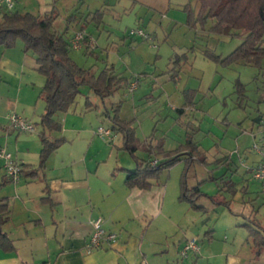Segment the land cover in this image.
I'll list each match as a JSON object with an SVG mask.
<instances>
[{
    "label": "rangeland",
    "instance_id": "obj_1",
    "mask_svg": "<svg viewBox=\"0 0 264 264\" xmlns=\"http://www.w3.org/2000/svg\"><path fill=\"white\" fill-rule=\"evenodd\" d=\"M150 1L154 3L155 0ZM191 1L193 5H189L198 11V7L195 8L196 0ZM103 2L16 0V10L20 13L44 17L54 11L59 17L53 31L59 35L64 33L70 41L77 33H85L82 48L72 50L70 55L80 67L91 69L94 76L98 77L105 69L113 67L116 74H123L130 79V83L139 75L146 77L140 82L138 92H135L138 88L133 92L129 91V87L124 88L114 92L105 101L91 93L79 96L76 115L69 118L68 127L73 131L76 130L72 128L73 123L82 125L80 137L86 139V146L91 142L92 152L97 155L104 157L112 152V161L118 162L114 166L118 168L117 174L122 173L119 170L121 168L134 170L136 160L123 149L122 138L118 134L115 142L96 134L99 126H113L107 111L113 115V105L122 102L120 118L130 120L136 117L133 127L138 140L162 147L163 151L157 150L151 158V164H163L180 157V161L164 169L159 179L153 181V187L146 190L149 196L154 197L151 201L152 211L160 209L162 215L157 216L155 221L150 217L141 230H138L140 225H136L142 237L150 224L152 227L147 230L146 238L158 240L160 235L161 251L148 256L155 258V264H176L181 255L179 246L193 240L197 241L201 250L196 256L185 260L188 264H264V250L261 255H257L248 228L257 229V225H261L264 229V195L260 193V184L253 180L250 181V192L247 190L249 193L238 189L234 184H242V178L232 173L237 167L242 170L244 152L254 146L252 132L254 130L256 133L257 124L252 117L264 110L261 103L264 60L263 66L255 68L242 63L223 66L209 58L206 52L227 57L242 40L238 36L212 32L211 28L215 25L213 20L195 26H189L187 21L182 23V14L185 15L183 20H188L185 10L188 5L176 14L178 20L174 23L170 20L172 16L166 14L164 18L165 12L160 13L161 8H158L160 10L155 11L157 19L144 29L151 35V41H143L130 33L139 29L136 28L135 18L138 14L145 15L147 7H137L136 16L131 17L132 4L129 0H123L120 7L106 11L104 19L95 22L94 15L100 11ZM160 3L154 5L162 7V1ZM24 48L22 39L17 40L13 49L0 47V59L4 57L21 63L24 58H29L28 55L33 56L31 52L25 53ZM35 68L29 64L25 66V73L17 75L0 68V135L8 137L11 132L12 143H15L16 138H20L23 143L35 142L29 153V160L33 161L39 157L42 145L40 136L44 131L49 139L61 137L58 131L41 125L39 115L44 112L45 101L40 98V93L45 79ZM82 91L86 93L88 88L82 87ZM192 91L197 93L191 101L197 100V104L204 102L209 112L203 114L200 109L194 111L191 108L186 110V116L181 120L176 109L186 103V97H190ZM88 98L93 104L91 108L86 106ZM88 109L93 110L85 114L83 110ZM13 114L28 119L35 125L36 132H15L7 120ZM244 114L248 118L245 121L242 120ZM68 135L78 137V132ZM198 144L223 149L227 152L225 155H229L228 160L211 161ZM196 147L201 153L196 158L205 163L194 162L188 184L190 188L200 185L204 193L199 201L203 209L198 210L179 199L182 176L188 169V163L196 160L189 154ZM246 155L250 156L249 153ZM135 156L149 159V155L141 149ZM2 165L0 162V169ZM233 189L238 190V193H232ZM242 198L244 204L240 202Z\"/></svg>",
    "mask_w": 264,
    "mask_h": 264
},
{
    "label": "crops",
    "instance_id": "obj_2",
    "mask_svg": "<svg viewBox=\"0 0 264 264\" xmlns=\"http://www.w3.org/2000/svg\"><path fill=\"white\" fill-rule=\"evenodd\" d=\"M160 1L163 3L162 7L154 5V3L161 4ZM129 2L132 4L133 11L131 17L136 16L137 7L148 8L145 15L138 16V14L135 18L136 28L140 29H145L149 23L157 19L155 11L160 10L158 8H161L160 13L165 12L164 18H166V14L172 16L170 20L174 23L178 20L176 14L182 11L183 6L193 5L191 0H155L154 3L150 0H129ZM196 2L195 8L198 7ZM122 3L123 0H104L99 11L103 13L102 20L106 11L114 10ZM182 16L184 19L185 15L182 14ZM183 19H180L181 22L186 23L187 20ZM159 24L161 25L162 22ZM27 57L29 58H24L21 63L3 57L0 59V68L10 74L11 72L15 75L23 74L25 66L29 64L32 65V68L36 66L34 56L28 55ZM121 75L124 77L123 74ZM145 78V76L139 75L131 82L133 83L137 79L142 82ZM140 87L141 84L135 92L140 91ZM83 95H88V92H83ZM77 103L76 101V104L67 113L59 114L62 118L65 116L64 121L56 116V121L61 124L58 135L64 137L67 142L49 157L43 167L40 166V154L34 161L29 160L30 148L35 142L23 143L20 138H16L15 143H12L10 142L11 132L8 137H5L4 134L0 135V148L11 152L16 161L24 167L22 180L16 184L8 178L4 163L0 160L3 164L0 169V205L7 204L10 211L9 220L2 230L14 248L12 251L6 252L0 247V264H155L153 261L155 258L148 256L161 251L159 249L161 246L160 235L158 240L146 238L147 230L152 227L150 224L147 225L145 233L143 232L144 237H142L137 231L136 225H140L138 230H141L150 217H153V221H155L156 217L161 216L163 212L160 209L152 211L151 201L154 197L149 196L146 190L129 189L126 186L127 174L125 170L127 169L121 168L119 170L122 173L117 174L118 168L114 166L118 162L112 161V152L103 157L92 152L91 142L86 146V139L80 137L82 125L73 123L72 128L76 130H70L67 124L69 118L76 115ZM195 103L194 111L200 109L203 114L209 112L204 102L197 104V100H195ZM242 103L240 108L243 106ZM261 103L264 106V92ZM91 105L93 104L91 103ZM92 110H83V112L87 114ZM44 113L45 108L39 117ZM108 114H111L110 111H107ZM185 114H180L181 120L186 116ZM252 118L257 124L256 133L254 130L252 132L253 145H262L264 110L256 113ZM247 119L244 114L242 120ZM7 120L11 127L8 117ZM135 120H137L136 117L123 121L135 122ZM100 127L96 129V134ZM14 131L19 134H32ZM73 132H78V137L68 135ZM115 141L116 138L113 142ZM77 143L78 146H76ZM198 146L204 149V154L211 161H213L212 159L228 160L229 155H225L227 152L223 149H217L214 146L203 147L202 144H198ZM155 153L157 152L155 151L153 154ZM248 153L250 156L246 155ZM244 155L245 161L243 160L242 170L237 167V170L232 172L237 173L243 182L234 185L246 192L250 190L253 180L260 184V193L264 195V183L255 180L252 175V169L260 165L261 157L254 150V146L251 149L247 148ZM149 161L153 162L151 158ZM239 172L240 174H238ZM236 192L238 193V190H232V193ZM234 197L236 198V196ZM240 202L244 204V198ZM98 219L102 220L103 228L108 233L118 235V239L114 244H105L102 248L89 254L87 247L94 232L93 223ZM182 246L180 245L178 248L179 255ZM176 264H188V262L180 255Z\"/></svg>",
    "mask_w": 264,
    "mask_h": 264
},
{
    "label": "trees",
    "instance_id": "obj_3",
    "mask_svg": "<svg viewBox=\"0 0 264 264\" xmlns=\"http://www.w3.org/2000/svg\"><path fill=\"white\" fill-rule=\"evenodd\" d=\"M198 11L188 5L185 10L188 12L187 24L195 26L197 23L205 24L213 20L215 25L211 31L216 34L238 36L242 43L227 57L215 56L206 52L209 58L223 66L242 63L247 66L260 68L264 60V0H196ZM103 13L97 11L94 20L102 19ZM58 15L53 11L44 17L35 16L30 13L0 12V47L13 49L18 39L25 44V53H33L36 58V71L40 73L45 83L40 93V98L45 101V113L41 116V125L46 129L61 130V124L56 121V116L67 113L76 104L79 96L83 95L82 87L88 88V95L105 99L116 91L130 88V79L116 74L114 68L105 69L98 77L94 76L91 69L80 67L71 58V41L63 33L61 35L53 31ZM175 76V75H174ZM174 80V77H172ZM196 91H192L190 97H186V103L177 112L185 114L186 110L194 108ZM88 108L92 107L89 98L86 102ZM122 102L113 105V115L107 116L111 119L114 137L117 134L122 138L123 149L128 151L136 160L134 170H125V184L129 189L149 190L153 187V181L159 179L164 169L180 161L176 160L152 166L149 159L154 152L162 147H153L152 144L140 142L136 137L134 122H126L120 118ZM42 150L40 153V166L43 167L49 157L62 147L67 140L64 137L49 139L44 131L41 136ZM106 139V138H105ZM110 140V139H109ZM115 140V139H114ZM114 140H111L113 142ZM144 150L149 159H138L135 154ZM160 151H163L162 149ZM159 152V151H158ZM195 153V155L193 154ZM186 155V154H185ZM190 157L196 158L201 155L197 147L191 152ZM205 163L196 158L188 163V169L182 176L180 201L190 203L194 209H203L199 205L200 199L204 196L200 185L190 188L188 178L190 168L194 162ZM10 211L7 204L0 205V247L2 250L12 251L13 245L8 236L3 232L2 227L9 220ZM255 229L251 226L249 238L261 255L264 250V229L257 225Z\"/></svg>",
    "mask_w": 264,
    "mask_h": 264
},
{
    "label": "built area",
    "instance_id": "obj_4",
    "mask_svg": "<svg viewBox=\"0 0 264 264\" xmlns=\"http://www.w3.org/2000/svg\"><path fill=\"white\" fill-rule=\"evenodd\" d=\"M16 10V0H0V12L6 11V12H13ZM131 36H137L145 41H150L151 36L145 32L144 29H137L133 30L130 33ZM86 34L79 32L75 35L73 40L71 41V46L73 50H79L82 48V42L85 40ZM140 84V79H137L134 81L129 91L133 92L135 91ZM9 122L11 127L22 133H35L36 127L33 123L29 122L28 120L20 117L17 114H13L9 117ZM97 133L100 137L103 139L107 138L110 140H114L115 137L113 135L112 130L105 127H100L97 130ZM254 150L260 155L261 157V163L259 166L252 169L253 172V178L256 179L259 182L264 183V139L262 142V145L255 144ZM0 160L4 163V169L6 172V175L13 183H20L22 180V177L24 175V167L19 164L14 155L5 150L0 148ZM157 163V162H156ZM156 163H153V166H156ZM94 226V232L91 237L90 243L88 244L87 250L88 253L91 254L95 250H98L102 248L105 244H114L117 242L118 235L113 233H108L103 228V222L101 219L96 220L93 223ZM201 250L199 244L196 240L188 241L181 250V256L184 260L189 259L191 256L197 255Z\"/></svg>",
    "mask_w": 264,
    "mask_h": 264
}]
</instances>
